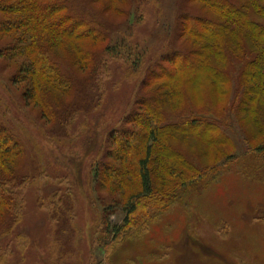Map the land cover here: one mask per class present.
<instances>
[{
    "label": "rangeland",
    "instance_id": "1",
    "mask_svg": "<svg viewBox=\"0 0 264 264\" xmlns=\"http://www.w3.org/2000/svg\"><path fill=\"white\" fill-rule=\"evenodd\" d=\"M186 1L128 0L102 12L110 39L80 42L97 54L94 83L87 93L67 97L73 102L62 118L49 117L35 98L25 97V83H14L15 70L0 54V124L24 150L9 161L24 178L14 185L19 204L9 222H2L6 208L0 206V264H264V135L253 123L264 95L252 96L246 109L233 102L244 89L237 69L230 71V85L212 80L206 65L178 69L184 59L172 53L191 54L192 42L201 41L179 37V15L215 17L208 6L200 11ZM100 4L94 7L104 8ZM201 53L192 59L208 62V52ZM59 54L70 58L63 47ZM172 86L170 99H153ZM153 108L165 113L161 127L194 111L217 131L197 136L194 144L182 133H165L164 145L200 155L206 173H192L156 148L154 157L196 178L184 184L165 173V182H155L160 196L128 215L126 201L140 180L129 177L131 186L117 195L118 181L104 172L119 164L118 131L147 132L131 117ZM219 134L226 141L209 145ZM133 149L144 156L146 149Z\"/></svg>",
    "mask_w": 264,
    "mask_h": 264
},
{
    "label": "trees",
    "instance_id": "2",
    "mask_svg": "<svg viewBox=\"0 0 264 264\" xmlns=\"http://www.w3.org/2000/svg\"><path fill=\"white\" fill-rule=\"evenodd\" d=\"M127 2L128 0H107L104 3L101 0H0V13L4 16L0 19V43L4 41L0 54L6 58L10 68L15 70L14 83H25L22 86L25 97L35 98L49 117L62 118L73 102L69 104L67 97L87 93L97 72V54L80 42L91 40L105 44L110 37L106 32V21L100 18L102 12L112 9L114 3L125 6ZM100 3L104 4V8L96 9L94 6L98 7L97 4ZM186 4L199 6L200 11L208 6L215 17L197 16L189 11L180 14L176 28L179 37L192 35L201 41L192 42L195 44L191 50L193 53H172V59L176 55L178 58L183 57L178 69L189 63L195 68L206 65L211 79L221 85H230V71L237 69L235 73L244 89L233 102L243 103V107L249 109L252 96L257 93L264 95V0H187ZM113 10L118 11L117 8ZM197 24L201 27H196ZM62 47L70 58L60 56L59 49ZM204 51L209 54L208 62L192 59V54L198 55ZM214 59L218 62L217 65L213 62ZM88 64L91 69L86 72ZM51 88L61 90L63 97H56ZM229 90L225 105L230 104ZM174 92L172 86L170 93L155 95L153 99L158 103L164 102L163 99H170L169 94ZM247 92L248 97H244ZM37 94L39 98H36ZM139 103L148 107L147 111L151 110L146 99L141 98ZM153 109L151 114L147 113L149 115L135 112L131 117L132 122L148 127L147 132L128 128L118 131L117 136L122 139L115 140L120 148V154L116 155L119 164L112 166L107 173L104 172L118 181L115 191L117 195L121 193V188L131 186L129 177L140 180L138 192L132 193L126 201L128 215L135 213L143 200L160 196L154 192L155 182L161 185L165 182L166 174L184 184L193 182L196 178L180 169L176 163L171 164L154 157L156 148L159 154H167L166 157L174 159L180 165L183 161V166L188 171L198 172L202 177L206 173L201 169L200 155L185 154L170 145H164L163 136L170 132L182 133L194 144L197 136L216 128L207 123L205 118H198L194 111L161 127L165 113ZM253 123L259 130L258 133L264 135V109L258 113V119ZM225 141L226 138L219 134L209 145ZM135 147H147L143 157H137L136 150L133 149ZM23 153L18 138L0 124V206L6 208L2 222H9L14 216L19 195L13 188L24 178L18 165L14 166L9 161L16 160ZM128 220L130 221L129 217ZM116 230L120 232L122 229Z\"/></svg>",
    "mask_w": 264,
    "mask_h": 264
}]
</instances>
